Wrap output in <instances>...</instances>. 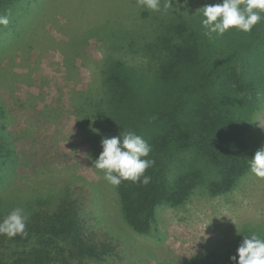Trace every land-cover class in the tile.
Segmentation results:
<instances>
[{
    "label": "rangeland",
    "instance_id": "374dc122",
    "mask_svg": "<svg viewBox=\"0 0 264 264\" xmlns=\"http://www.w3.org/2000/svg\"><path fill=\"white\" fill-rule=\"evenodd\" d=\"M171 2L165 13L137 0H24L0 27V98L11 145L0 165V204L10 213L42 195L76 200L85 236L113 250L68 264H191L205 253L227 256L244 234L264 238V178L250 170L224 193H212L217 178H207L183 205L159 206L150 232L139 234L126 222L115 186L93 167L107 134L96 124L85 133L79 93L86 92L82 103L102 93L115 59L156 80L158 52L147 50L145 39L175 30L178 19L202 26L201 8L218 0ZM219 37L253 46L247 55L264 59V21L249 33L232 29ZM125 39L134 42L125 48ZM257 120H264V102L252 119L258 151L264 129Z\"/></svg>",
    "mask_w": 264,
    "mask_h": 264
},
{
    "label": "trees",
    "instance_id": "16d2710c",
    "mask_svg": "<svg viewBox=\"0 0 264 264\" xmlns=\"http://www.w3.org/2000/svg\"><path fill=\"white\" fill-rule=\"evenodd\" d=\"M23 1L0 0V14L10 20L14 4ZM180 20L170 33L145 39V48L158 52L156 80L148 81L138 68L115 59L106 67L102 93L88 96L85 103L81 97L86 92L79 93L86 134L94 124L107 137L131 130L151 146L149 158L155 164L145 173L150 183L124 180L115 186L124 218L139 234L150 232L159 206L183 205L207 178H217L210 183L212 193L231 190L250 170L249 160L257 151L251 131L253 114L264 102V59L247 55L253 46L240 48L216 34L209 38L202 26L191 28ZM121 41L125 48L134 42ZM5 117L0 98V165L6 164L11 146ZM56 196L28 202L23 209L26 237L0 235V264H68L70 257L109 256L112 247L85 236L77 201ZM0 208H6L2 220L10 208ZM238 247L225 257L202 254L191 264H233Z\"/></svg>",
    "mask_w": 264,
    "mask_h": 264
},
{
    "label": "clouds",
    "instance_id": "9594fccd",
    "mask_svg": "<svg viewBox=\"0 0 264 264\" xmlns=\"http://www.w3.org/2000/svg\"><path fill=\"white\" fill-rule=\"evenodd\" d=\"M138 6L153 12H167L173 7L171 0H137ZM201 24L204 35L209 38L213 34L223 35L235 29L244 33L264 21V0H218L217 3L201 8ZM9 24L8 15L0 14V26ZM258 126L264 129V120H257ZM102 152L94 161L97 170L103 173V179L118 186L122 181L147 185L151 177L145 175L148 168L155 164L150 159L151 146L134 131H126L116 136L105 137L101 141ZM251 173L264 178V147L256 151L249 160ZM28 216L21 208L12 210L0 220V235L9 239L17 235L27 236ZM231 257L233 264H264V238L256 233L244 235Z\"/></svg>",
    "mask_w": 264,
    "mask_h": 264
}]
</instances>
